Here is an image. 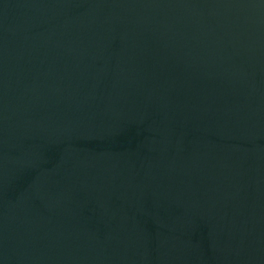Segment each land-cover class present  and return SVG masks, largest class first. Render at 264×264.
I'll return each mask as SVG.
<instances>
[{"label":"water","instance_id":"obj_1","mask_svg":"<svg viewBox=\"0 0 264 264\" xmlns=\"http://www.w3.org/2000/svg\"><path fill=\"white\" fill-rule=\"evenodd\" d=\"M0 264H264V0H0Z\"/></svg>","mask_w":264,"mask_h":264}]
</instances>
